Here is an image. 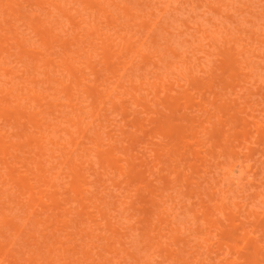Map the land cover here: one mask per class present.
Returning a JSON list of instances; mask_svg holds the SVG:
<instances>
[{
  "label": "bare ground",
  "instance_id": "6f19581e",
  "mask_svg": "<svg viewBox=\"0 0 264 264\" xmlns=\"http://www.w3.org/2000/svg\"><path fill=\"white\" fill-rule=\"evenodd\" d=\"M202 1L253 12L251 0H0V264H264V23L207 26ZM187 31L205 41L189 56L172 39ZM228 100L241 125L220 115ZM143 219L151 258L135 242Z\"/></svg>",
  "mask_w": 264,
  "mask_h": 264
},
{
  "label": "rangeland",
  "instance_id": "374dc122",
  "mask_svg": "<svg viewBox=\"0 0 264 264\" xmlns=\"http://www.w3.org/2000/svg\"><path fill=\"white\" fill-rule=\"evenodd\" d=\"M254 4H253V12L251 14L245 12L244 10H242L244 13L240 14V15H237L236 13L233 12V10H217L214 8V6H212L211 4L209 3H206V2H199V5L197 6L196 8V11L195 13L193 14L195 17L194 19L203 23V24H206L207 26H210V27H213L215 24L216 26L220 27L221 24L223 25H231L232 27H239V25H243L246 27V25H248V20L250 19H254L255 20V24H260V23H264V19H256V17H258V15L264 11V0H251ZM162 8V7H160ZM239 12V11H238ZM188 13L186 14L185 12H168L165 14V17L168 18L170 21H173V23H175V19L178 18V19H182V18H186L188 17ZM263 17H264V14H263ZM189 18V17H188ZM247 20V21H246ZM177 23V22H176ZM188 33H184L183 35L181 36H177V35H173L172 36V39L175 41V43L177 44L178 47H180L181 49H186L189 53L187 56L191 55L192 53H195V50L198 48L199 44H202V43H205V41H200L199 40V37L196 35V36H193L194 34L187 31ZM250 34L247 33V36H249ZM258 38L262 39L264 38L263 36H258ZM196 56H198V54H196ZM195 57V56H194ZM168 58L171 60L172 58V54H169L168 55ZM179 57H176V60H178ZM166 61V60H165ZM221 61V59L219 60H216L215 61V64H219V62ZM230 62V61H229ZM262 65V64H260ZM162 66H164L162 64ZM199 68V66H196L195 67V70H197ZM164 70H167V71H170L169 68H164ZM241 70H238L235 71V79H234V82L236 83L237 82V79L238 78H241ZM262 77L264 76V65H262V68H258V71H257ZM253 87H251L252 89ZM250 89V90H251ZM258 94V99L262 96V94H264V83L261 84L260 86V89H259V93ZM249 94L248 92H246L243 96H242V100H246V97H248ZM228 102V105H227V108L220 114L223 116V118H227L231 115L234 116V119L236 120V125H241L242 122L244 121L242 118L245 117V114L244 113H241V108L239 106H237V104L235 105V102H230L229 100L227 101ZM230 102V103H229ZM128 101L125 102V104H127ZM218 105V102L216 103ZM123 110H125V108H122ZM127 112V111H126ZM124 122H127L128 119L131 118V115H128V112L126 113V115L124 116ZM139 124V123H137ZM188 134V139H190L193 135H192V130H188L187 131ZM219 133V131H217V128L214 129L212 131V137L213 136H216L217 134ZM135 149L132 150V152H136L137 150V147H133ZM135 158V157H134ZM136 161H135V165L138 166L139 168H143L142 166V159H137L135 158ZM201 161L200 160H197L196 161V172L201 174V171H202V167H201ZM153 164L151 163V166ZM260 167V169L258 170V168ZM255 168V171H256V174H258L257 176L260 178L262 176V174H264V160H263V163H260V164H256L254 166ZM144 177L147 179V178H150L148 175H145L144 174ZM151 179V178H150ZM150 179H147V180H150ZM154 181H152L148 187H146L147 189L144 190V194H149L150 192H153V187H154ZM98 184V183H97ZM165 184V183H164ZM167 185L169 186L168 184V181H166V185L165 187L167 188ZM200 190V188H199ZM201 191H204L205 193L207 192L206 190L204 189H201ZM206 196V194H205ZM145 199H149V197H145ZM187 201H193V204H191V208H192V211L193 210H196L198 209V204L199 202H201V199L198 198V196H194V197H191L190 200H186ZM121 201H118V202H114L113 204H108L109 207L112 209V212L115 211V209L118 208L121 206L120 205ZM255 204H257L255 202ZM134 205H137V204H134ZM149 205V203H148ZM205 208H201L200 210V214L198 215V218H197V223H200V221L206 216L208 215V211L206 212L204 210ZM130 211V210H129ZM148 211L147 207L143 210H138L137 212V218H144L145 216V213ZM191 213V212H190ZM127 212H120L118 211V219H119V222H123L125 223L126 220H124V215H126ZM147 214V213H146ZM128 217V216H126ZM193 217H191L192 219ZM186 219V216L183 215V213H180L177 217V221L178 222H181L183 220ZM144 223H143V227L140 231H138V236L135 237V242L136 244L139 246V250L141 251V254L145 256V258H151L152 256H154L153 252L152 251H148V248L146 250H143L142 246L143 243H141V240H142V234L147 231L148 229V226H145L147 225V221L145 219H143ZM210 224V222H209ZM256 225L257 222L255 220V218L252 219V223L251 225ZM122 230L121 229H118V232H121ZM120 233H118L119 235ZM201 234L198 233L197 236H200ZM204 236V235H203ZM227 236V235H226ZM202 238V237H201ZM226 239V237H223L221 239ZM129 238H127L126 240H128ZM227 239H230V238H227ZM118 247H119V243H118ZM187 249V248H186ZM162 256L165 255L166 252L162 251ZM157 254V253H156ZM123 256V259H121L122 261V264H133L131 262V260L123 253L122 254ZM146 264H148L149 262L145 261ZM194 264V263H193ZM243 264V263H241Z\"/></svg>",
  "mask_w": 264,
  "mask_h": 264
}]
</instances>
